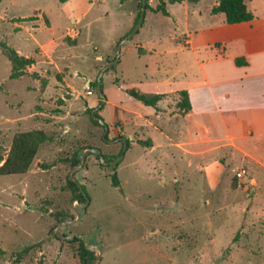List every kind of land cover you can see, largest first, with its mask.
I'll use <instances>...</instances> for the list:
<instances>
[{
	"label": "rangeland",
	"instance_id": "374dc122",
	"mask_svg": "<svg viewBox=\"0 0 264 264\" xmlns=\"http://www.w3.org/2000/svg\"><path fill=\"white\" fill-rule=\"evenodd\" d=\"M166 1L169 16L154 10L159 0H148L145 12L143 0H0V43L35 61L13 79L0 45V164L15 134L54 135L28 172L0 175V264H81L76 236L96 252L95 264L264 261L257 159L240 151L229 157L220 142L204 154L195 124L194 139L180 131L174 144L156 146L155 126L175 121L156 119L129 93L173 91L204 79L180 47L189 31L225 20L210 13L220 0H187L189 13L183 3ZM196 3L202 14L195 15ZM247 4L256 16L252 31L263 37L264 0ZM210 91L195 93L199 105ZM178 99L167 92L165 110L178 112ZM88 107H97L99 123ZM200 118L223 129L211 112ZM70 178L85 186L87 200L73 199ZM26 246L30 251L17 262Z\"/></svg>",
	"mask_w": 264,
	"mask_h": 264
},
{
	"label": "crops",
	"instance_id": "0c3cea01",
	"mask_svg": "<svg viewBox=\"0 0 264 264\" xmlns=\"http://www.w3.org/2000/svg\"><path fill=\"white\" fill-rule=\"evenodd\" d=\"M181 3L189 13V2L183 0ZM193 10L195 15L202 14L197 3ZM255 18L256 16L251 21L230 24L225 17V20L222 19L205 30L189 31L187 43H184L180 50L192 57L193 65L197 64L203 69L204 79L180 82L173 91L147 92L179 94V91L187 90L192 104L188 112H183L177 106L178 99L175 106L178 112L174 113L173 110H165L164 98L159 102L158 109L144 104L145 109L151 107L147 111L152 112L156 119L168 116L169 121L176 123L169 128L162 123L155 126L152 137L156 146H167L170 141L174 144L173 134L180 131L188 140L194 139L195 124L200 128L199 136L202 142L199 143H202L204 154L208 153V150L212 151V146L220 142L219 149L229 157L233 152L240 151L257 159V177L264 178V36L259 37L252 31ZM233 28H239V31H227ZM199 43L203 46H198ZM202 49L205 50L204 54L200 52ZM238 57H244L247 63L238 65ZM166 83L168 82L162 84ZM226 85H236L241 91L221 92L215 89ZM207 87L211 91L206 93L205 103L199 105L195 93ZM233 110L243 112L244 117H227L225 113ZM209 112L216 117L215 124L223 128L219 132L208 120H201L200 116ZM260 207L264 208V203ZM252 256L258 257L259 253ZM260 264H264V261Z\"/></svg>",
	"mask_w": 264,
	"mask_h": 264
},
{
	"label": "trees",
	"instance_id": "16d2710c",
	"mask_svg": "<svg viewBox=\"0 0 264 264\" xmlns=\"http://www.w3.org/2000/svg\"><path fill=\"white\" fill-rule=\"evenodd\" d=\"M66 1V0H61ZM148 1V0H147ZM172 1H183V0H172ZM197 2L199 0H188ZM166 0H159L158 5L154 8L157 12H163L165 15L169 14V11L166 7ZM213 13H224L226 20L230 24L241 23L253 20L255 17L253 11L249 8L247 0H220L219 4L212 8ZM4 54L9 58L12 64V72L10 77L17 78L20 75V71L26 66L33 64L35 61L32 57H27L20 54L13 46L8 45L6 42L0 43ZM238 65H244L247 63L244 57H238L236 59ZM60 77V76H59ZM129 93L132 97L141 101L146 105L159 108V102L166 96L164 93H147L132 88L129 90ZM180 99L177 103L178 108L183 112H188L192 108V104L189 97V92L187 90L179 91ZM97 107H88L87 111L94 116L93 121L99 123L101 116L99 115ZM104 126H108L104 122ZM54 135L47 133L43 129H32L28 131H22L15 134L10 151L8 153L5 161L0 164V175H9V174H24L28 172L38 154L39 148L43 143L53 141ZM105 161L108 160L107 155H100ZM104 164V163H103ZM116 184H118L117 176L114 175ZM70 188L73 191V199L78 201L87 200L85 195V186L73 180L69 179ZM76 239L80 240V260L81 264H93L97 259L96 252L85 243L83 239L76 236ZM31 249V246H26L20 250L17 254L16 261L27 254ZM5 251L0 247V256L3 255Z\"/></svg>",
	"mask_w": 264,
	"mask_h": 264
},
{
	"label": "water",
	"instance_id": "95a60500",
	"mask_svg": "<svg viewBox=\"0 0 264 264\" xmlns=\"http://www.w3.org/2000/svg\"><path fill=\"white\" fill-rule=\"evenodd\" d=\"M143 3H144V12H145V8H146V4L148 3L147 2V0H143ZM143 12V14H142V17H141V20H140V22H139V24H138V26H137V28H136V31L139 29V27L141 26V24L143 23V20H144V17H145V13ZM135 31V32H136ZM99 85H100V81H99ZM100 92H101V94L103 93V91L100 89ZM125 148H126V144H125ZM96 261V260H95ZM93 264H95V262L93 263Z\"/></svg>",
	"mask_w": 264,
	"mask_h": 264
},
{
	"label": "built area",
	"instance_id": "2783aa9c",
	"mask_svg": "<svg viewBox=\"0 0 264 264\" xmlns=\"http://www.w3.org/2000/svg\"><path fill=\"white\" fill-rule=\"evenodd\" d=\"M244 173V171H242L240 174H243Z\"/></svg>",
	"mask_w": 264,
	"mask_h": 264
}]
</instances>
